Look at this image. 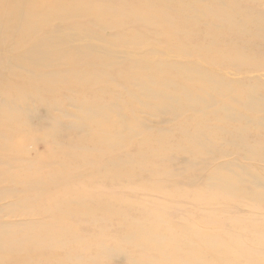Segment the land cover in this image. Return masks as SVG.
Returning <instances> with one entry per match:
<instances>
[{
  "label": "bare ground",
  "instance_id": "bare-ground-1",
  "mask_svg": "<svg viewBox=\"0 0 264 264\" xmlns=\"http://www.w3.org/2000/svg\"><path fill=\"white\" fill-rule=\"evenodd\" d=\"M242 1L253 5L261 2ZM239 10L235 0H0V97L11 98L4 102L6 105L16 99L12 109L0 105V249L14 248L15 235L37 227L40 217H45L41 229L26 234L33 256L15 258L6 254L0 255V260L5 259L6 264H28L33 260L53 264V257H58L61 264H106V257L125 251L124 246L131 255H141L146 250L143 241H147L156 243L150 251L159 255L165 256L166 249H171L177 264H210V247L199 250L197 259L177 258L175 253L191 250L190 239L200 237H212L217 245L238 251L231 238L257 234L250 226L233 225L228 239L220 241L184 217L179 223L169 222L168 208L159 201L141 196L139 203L134 196L136 192H165L162 182L167 173L151 176L152 185L149 179L142 181L139 174L147 169L155 171L158 159L166 155L172 158L173 148L185 157H195L209 143L227 154L239 155V165L226 166L235 178L215 171V183L209 185L207 194H189L195 206L223 201L230 204L236 190H240L246 205L264 203L263 175H250L255 190H248V183L242 182V177L254 168L244 162H264L259 160L264 156L259 154L264 151V135L254 131L253 92L240 94L228 87L230 75L244 73L246 79L248 72L257 67L252 61L253 45L247 46L248 39L230 14L236 12L245 25L255 20L247 10ZM144 31L163 42L169 51L164 58L148 62L137 58ZM110 35H114L113 40ZM61 39L77 43L64 48ZM240 44L247 46L248 54L239 53ZM182 54H190L193 60H182ZM234 59H241L237 69L233 68ZM212 67H217V72ZM119 89L121 94L116 95ZM105 91L111 95L99 102L98 94ZM33 93L43 111H49L57 97L66 98L67 106L78 109L81 122L63 126L74 133L64 141H77L84 149L82 153L58 152L46 141L57 133L58 119L43 114L44 124L36 118L37 124L29 128L17 118L19 106L15 105L32 102ZM52 95L54 99L48 103L41 99ZM242 95L247 101H241ZM229 99L240 104L233 106ZM183 111L190 113L184 115ZM148 112L176 117L172 133L163 137L149 133L144 124L155 114ZM89 120L95 125L88 124ZM21 125H25L21 130L26 134L20 130ZM81 129V137H76L75 132ZM43 133L45 138H41ZM127 141H136L131 151L126 149ZM254 141L257 146L250 145ZM150 144L155 155L147 158L144 148ZM227 154L223 160H230L232 154ZM211 158L199 170L223 164L210 163ZM188 176L180 174L182 179ZM221 189L228 190V194L221 197L210 193ZM31 205L34 207L30 210ZM133 205L141 208L131 212ZM27 211L38 221H21ZM135 216L138 221L146 220L150 229L132 221L128 225L141 233H129L126 228L122 240L109 246L106 240L114 234L112 224ZM216 219L214 213H207L202 220L217 227ZM168 230H178V237H187L182 241L165 240L163 233ZM86 240L91 243L88 247ZM136 240L141 243L136 244ZM48 249L56 252L48 254ZM202 253L207 256L202 257ZM224 254L225 261L237 257L233 252ZM146 259L152 261V257Z\"/></svg>",
  "mask_w": 264,
  "mask_h": 264
},
{
  "label": "rangeland",
  "instance_id": "rangeland-1",
  "mask_svg": "<svg viewBox=\"0 0 264 264\" xmlns=\"http://www.w3.org/2000/svg\"><path fill=\"white\" fill-rule=\"evenodd\" d=\"M239 4V8L242 10H247L249 16H251L255 21H252L250 24L246 25L241 21V18H238L236 15V12H232L230 14V18L233 19L234 24L236 27H239V30L241 33L245 35V37L248 39L249 43L247 46H252V61L253 64L256 65V69H253L252 71L248 72V75L246 79H244V73L242 74H235L230 75L229 78V85L228 87L234 89L236 93L243 94L245 91H252V99L251 101L256 104L255 111H254V131L260 135H264V0H261L258 4H248L245 3L242 0H235ZM240 11V10H239ZM240 11V13H241ZM192 15V14H191ZM241 19V20H239ZM206 27V26H205ZM204 29L201 30L203 32ZM216 31V29H214ZM152 33L149 31L143 32V45L137 47L139 50V53L137 55V58L142 59L144 62H148L150 60L154 59H161L166 56L167 53H169L168 49L165 48L163 45V42L158 39L152 38ZM110 40L114 39V35L109 36ZM129 40V38H126ZM61 42L63 43L64 48H71L73 45H76L77 42H72L70 39L63 41L61 39ZM215 47V45L213 44ZM247 46L244 44L238 45L239 53L241 54H248L249 51L247 49ZM226 45H222V48L225 49ZM221 46L219 47V49ZM103 50H106L103 48ZM124 50L123 52L125 53ZM188 51V49H187ZM248 52V53H247ZM85 56L88 57V53L85 54ZM184 56V57H182ZM181 59L182 60H189L192 61L193 57L190 56V54H182ZM111 59V58H110ZM197 60V59H195ZM241 59H234L232 60L236 64L233 68H238V66L241 64ZM188 62V61H187ZM204 68V66H201ZM207 66L205 65V68ZM209 68V67H208ZM232 68V69H233ZM213 71L217 72V67H212ZM227 69V67H226ZM209 71V70H208ZM210 72V71H209ZM98 94V93H97ZM117 94H121V89H119L116 92ZM203 93H198L197 96L202 95ZM32 95H35L33 93ZM111 95V92L105 91L104 94L99 93L97 100L100 102L102 100H107V97ZM209 97V96H208ZM43 102L48 103L51 100H53V95L49 98H41ZM241 101H247L245 95L241 96ZM11 100L10 97H0V105L2 109H12V106L15 104L16 99L13 98L12 103H8L7 105L4 103L6 101ZM32 102H28L26 105H20L16 104V106H19V110H17L16 116L17 118L21 119V122L28 123L25 124L29 128L34 127V125L37 124L36 118H39L44 124V118L43 114L58 119L57 125H55L58 128L57 133H55L51 138H46L50 144L53 145V148L58 152H78L82 153L84 149L80 147L79 143L77 141H64L66 137H70L74 134L72 131H68L67 129L63 128L67 123H77L79 124L81 122L80 116L76 112L78 109L73 106H67V99L62 97H57L54 99L51 104L49 105L50 109L47 112L42 109V106L37 103V96L35 95V98H31ZM239 101V102H241ZM229 102L231 105L236 106L240 103H236L229 99ZM55 104V105H54ZM179 104V101H177L176 105ZM44 107V106H43ZM145 109L143 108V111ZM155 117L149 116L148 120L145 121L144 126L150 131L149 133H152L155 136L163 137L165 135H169L172 133L174 127L177 125L178 119L172 118L171 115L167 114H161V113H155ZM190 112L183 111L184 115H189ZM149 115H154L150 114ZM185 117V116H183ZM95 120V119H94ZM93 121L89 120L87 121L88 124L92 123ZM48 123V122H47ZM96 122L92 123V126L95 125ZM25 125H21L19 128H21ZM113 126L110 124V127ZM82 128H86L83 126ZM22 131V130H21ZM210 131V129H209ZM23 134H26V132L22 131ZM82 129L75 132L76 137H81ZM41 138L46 137V133L41 134ZM189 141L192 140V136H187ZM134 140V139H133ZM232 141V136L230 139ZM27 141V140H26ZM44 141V140H43ZM136 141H127L126 143V149L132 150V144ZM186 142V138H183V143ZM108 145L109 142L107 141ZM101 147L104 148L103 143H99ZM151 145V144H150ZM147 146L144 148V153L147 158H152L155 153L149 148L151 146ZM250 145L257 146V141H254ZM110 147V146H109ZM210 144L208 143L206 147H204V150H202L201 153L196 155L195 157H185L182 154H179L178 151L173 148L171 151L172 158L167 159H158L157 163H159L158 168L155 169V171L151 169L142 170L139 174L142 177V181L149 179L151 176H160L165 173H167V177L163 180L164 184V190L163 193H142V192H136L134 193L135 197H138V201L140 202L141 196H147L150 199L159 201L160 204H163L168 208L166 211L168 215H170L169 222L179 223L184 219H186L188 222H193L197 228L200 230H205L208 235L215 236L218 240L224 241L228 239L227 234H232V230L230 226H237V225H243L245 227L250 226L251 228H254L257 232V234H247L246 236H239L238 240L232 239V243L238 247V251H236L234 248H230V246L222 247L220 245H217V242L212 237H203V238H191V250H178L175 253V256L177 258H194L197 259L198 252L201 249L208 248L209 254L211 256V262L210 264H264V203H255L251 206L246 205L245 200L242 197V194L239 192L240 190L234 191L232 194L236 193L233 202L228 204L223 202L219 203H208V204H200L195 206L190 198L188 197L189 194L201 192L207 194L209 192L208 188L210 186L214 185L215 178H212L213 173L215 171H218L221 173L224 177H227L229 179L235 178L231 175V168H227L226 166L229 164L233 165H239V155L233 154V153H226L223 148L218 147H210ZM208 148V149H207ZM115 153V152H114ZM227 155H231L230 160H226L227 157L223 160L222 158ZM259 154H264V151ZM212 156L210 163L213 161V163L222 161L223 164L213 166L212 164L206 168L205 170H199V166L206 163L209 159V157ZM238 159V160H237ZM215 160V161H214ZM260 161H264V156L259 159ZM243 161V160H241ZM150 162V161H148ZM147 162V163H148ZM252 164L254 167L252 169V172L249 175L242 177V182L244 184H247L248 190H255L257 187L256 185H251L250 182L253 179L250 177L251 174L253 176L255 175H263L264 176V162H256V161H249L244 162V164ZM190 165V166H189ZM189 166V167H187ZM224 168V169H223ZM226 169V170H225ZM31 172H34V170L31 168ZM189 175L186 179L180 178V174ZM207 179V180H206ZM149 180L147 183H149ZM151 181V180H150ZM152 185V181H151ZM210 185V186H209ZM5 188H14V189H20L19 187L15 186H5ZM211 194H218L221 197L226 196L228 194V190L221 189L219 192H210ZM169 196H176V199H166ZM192 199V198H191ZM164 202V203H161ZM166 203V204H165ZM2 204V203H0ZM34 207V206H33ZM31 205L30 210L33 208ZM141 208L140 205H133L131 207V212H136ZM117 209V208H115ZM29 210V211H30ZM29 211L25 212V218L21 221H38V217L33 216L32 213ZM205 213V214H204ZM207 213H214L217 217L216 222L217 227L212 225H206L203 222V217L206 216ZM200 214H203L200 218H197ZM2 214H0L1 216ZM167 215V216H168ZM42 218L39 222V225L34 228H30L29 230L33 229V231H37L41 229L40 223L45 220V217ZM137 216H135L134 219L131 218H125V220L120 221L118 223L112 224V230L113 235L109 236V239L106 240V243L109 246H114L117 244L120 240H122L121 236L123 233V230L125 231L126 228H128L129 233L133 231L140 232L137 228L131 227L128 224L133 222L138 223L142 227L146 228V230H149L150 228L147 227V221L142 220L138 221ZM19 219V218H18ZM14 219V220H18ZM221 219V220H218ZM209 221V220H207ZM211 222V221H209ZM214 222V221H213ZM164 225L166 226V221L164 222ZM224 226V227H223ZM21 232L19 231L15 238L17 239V243L15 244L14 248L10 249H0V255L5 256L6 254H11L15 258H26L31 255L30 247L27 245V238L26 234L29 232ZM141 233V232H140ZM180 233L178 230H168L163 233V237L165 240L172 238L175 241H182L183 238L187 237H178ZM89 236H92L91 231L89 232ZM237 239V235H234ZM203 239H210V243H204ZM88 243L86 247L90 246L91 243L86 240ZM213 241V242H212ZM242 243H241V242ZM136 244H140L141 240H136ZM166 243V242H165ZM165 243L163 245H165ZM238 243V245H236ZM143 244L146 248L144 252L141 253L139 256H135L134 254L131 255L129 248L124 246L125 251H122L120 254H111L108 257H106V264H157L156 262L163 261L165 263H171V264H177V261L172 257L171 249H166V255L162 256L157 254L154 251H150L151 248L155 246V242H147L143 241ZM161 245V248L162 246ZM48 254H52L53 252H56V250L48 249L45 250ZM194 251L192 254L191 252ZM234 253L236 254L235 259H228L227 261L224 260V257L226 256L224 253ZM60 254L66 256L62 251ZM38 256V255H36ZM202 257H206V253L201 254ZM255 256V258H254ZM146 257H152V261L146 259ZM252 257V258H251ZM99 258V257H98ZM246 258H250V261ZM79 259V258H78ZM86 258H83L85 260ZM76 261H68L66 264H76ZM32 264H39L36 260H33L31 262ZM0 264H6L5 259L2 261L0 260ZM53 264H61L60 259L58 257H53ZM94 264V263H92Z\"/></svg>",
  "mask_w": 264,
  "mask_h": 264
}]
</instances>
